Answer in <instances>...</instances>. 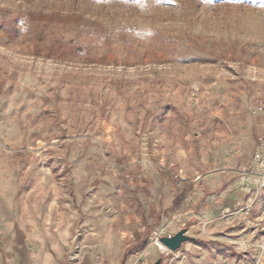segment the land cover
I'll list each match as a JSON object with an SVG mask.
<instances>
[{
	"label": "rangeland",
	"instance_id": "1",
	"mask_svg": "<svg viewBox=\"0 0 264 264\" xmlns=\"http://www.w3.org/2000/svg\"><path fill=\"white\" fill-rule=\"evenodd\" d=\"M262 102L264 0H0L5 242L41 264H254Z\"/></svg>",
	"mask_w": 264,
	"mask_h": 264
},
{
	"label": "crops",
	"instance_id": "2",
	"mask_svg": "<svg viewBox=\"0 0 264 264\" xmlns=\"http://www.w3.org/2000/svg\"><path fill=\"white\" fill-rule=\"evenodd\" d=\"M250 183L251 184H249V182L242 184V182L240 181V183L239 182L237 183V186L241 187V186L246 185L247 187H251V188L254 187L253 182L251 181ZM261 193H262V196L264 197V190ZM233 202H235V200H233ZM231 208H232V204H231ZM262 216L264 217V213H262ZM14 227H16L15 224L7 222L4 217L0 218V264H5L6 262L12 263V264H37L39 260L41 264L43 257H44V252H45L44 250H42L41 252L42 253L41 259L39 258L38 260L37 258H34L30 252L28 253L26 244H23L22 248L20 246L17 252L16 247L14 246V243L5 242V239L3 238L2 233H4V235H7L8 233H10V229H13ZM257 254H258L257 259L254 264H264V247L263 246L262 248L258 249Z\"/></svg>",
	"mask_w": 264,
	"mask_h": 264
},
{
	"label": "water",
	"instance_id": "3",
	"mask_svg": "<svg viewBox=\"0 0 264 264\" xmlns=\"http://www.w3.org/2000/svg\"><path fill=\"white\" fill-rule=\"evenodd\" d=\"M190 239V236L186 235V229L180 230L172 236H163L159 238L160 243L170 251L179 250L184 242ZM153 264H161V260L158 259Z\"/></svg>",
	"mask_w": 264,
	"mask_h": 264
},
{
	"label": "built area",
	"instance_id": "4",
	"mask_svg": "<svg viewBox=\"0 0 264 264\" xmlns=\"http://www.w3.org/2000/svg\"><path fill=\"white\" fill-rule=\"evenodd\" d=\"M258 111L260 113H264V103H260L258 105ZM261 144L264 146V140H261ZM255 160L259 164L260 172L255 173L257 176H259V185L264 188V150H258L255 154ZM240 172H247L245 166H240ZM263 213H264V206H263Z\"/></svg>",
	"mask_w": 264,
	"mask_h": 264
},
{
	"label": "bare ground",
	"instance_id": "5",
	"mask_svg": "<svg viewBox=\"0 0 264 264\" xmlns=\"http://www.w3.org/2000/svg\"><path fill=\"white\" fill-rule=\"evenodd\" d=\"M232 197H235V196H232ZM237 198V197H236ZM234 199V198H233ZM236 200V199H235Z\"/></svg>",
	"mask_w": 264,
	"mask_h": 264
}]
</instances>
